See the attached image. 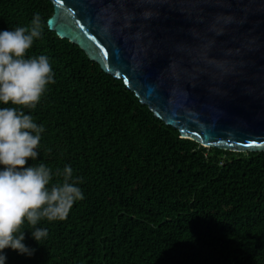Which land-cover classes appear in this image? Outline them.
Masks as SVG:
<instances>
[{"label":"trees","instance_id":"16d2710c","mask_svg":"<svg viewBox=\"0 0 264 264\" xmlns=\"http://www.w3.org/2000/svg\"><path fill=\"white\" fill-rule=\"evenodd\" d=\"M42 35L26 58L47 55L55 72L34 109L42 124L36 160L62 183L65 165L82 188L32 256L5 249L6 264H264V152L206 148L156 118L121 79L49 31L48 0H0V31ZM26 165V166H28ZM30 228L29 225H24Z\"/></svg>","mask_w":264,"mask_h":264},{"label":"water","instance_id":"95a60500","mask_svg":"<svg viewBox=\"0 0 264 264\" xmlns=\"http://www.w3.org/2000/svg\"><path fill=\"white\" fill-rule=\"evenodd\" d=\"M49 31L181 138L264 152V0H48Z\"/></svg>","mask_w":264,"mask_h":264},{"label":"clouds","instance_id":"9594fccd","mask_svg":"<svg viewBox=\"0 0 264 264\" xmlns=\"http://www.w3.org/2000/svg\"><path fill=\"white\" fill-rule=\"evenodd\" d=\"M42 35V20L35 13L30 26L0 31V104L23 105L34 109L55 72L47 55L26 58L27 51ZM45 131L22 108L0 107V264H6L5 249L32 256L25 230L41 244L48 237L41 221L64 220L73 204L83 200L82 188L73 181V168L65 165L62 183L52 184V169L36 160ZM28 165V166H26ZM30 228H25L24 225Z\"/></svg>","mask_w":264,"mask_h":264}]
</instances>
